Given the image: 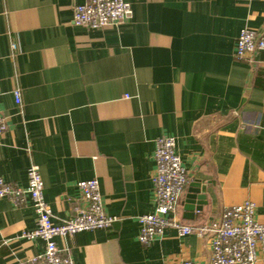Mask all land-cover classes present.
Here are the masks:
<instances>
[{
	"label": "crops",
	"instance_id": "crops-1",
	"mask_svg": "<svg viewBox=\"0 0 264 264\" xmlns=\"http://www.w3.org/2000/svg\"><path fill=\"white\" fill-rule=\"evenodd\" d=\"M86 1L0 0V177L26 187L36 165L56 224L72 216L78 183L98 180L118 220L56 239L75 264H209L195 234L168 228L144 246L138 219L155 211V141L170 136L188 175L182 224L246 201L264 224V52L234 56L242 29L264 39V0H126L131 20L99 30L73 22ZM36 226L30 202L0 200V264L44 252L23 237Z\"/></svg>",
	"mask_w": 264,
	"mask_h": 264
},
{
	"label": "built area",
	"instance_id": "built-area-1",
	"mask_svg": "<svg viewBox=\"0 0 264 264\" xmlns=\"http://www.w3.org/2000/svg\"><path fill=\"white\" fill-rule=\"evenodd\" d=\"M133 16V9L126 0H87L73 11L76 26L92 30L121 25ZM13 52L18 51L11 43ZM264 52V39L252 29L244 28L236 41L235 59L250 60ZM15 101L21 104V91H13ZM7 130L6 120L0 111V136ZM155 172L152 177L155 211L139 217L138 240L150 247L162 237L166 229H174L180 238L197 235L206 239L210 247L209 264H264V224L256 219L257 206L252 201L224 209L220 219L205 220L196 227L182 224L176 217L178 205L188 184V175L177 153L176 139L158 137L155 141ZM80 193L72 216L60 224L54 222L51 206L44 196V182L38 167L32 164L27 173V186L20 187L0 177V200L9 199L16 207L30 202L37 215L36 229L26 232L28 240L40 239L45 243L44 252L18 264H75L69 251L61 250L57 238H73L83 232L110 229L118 220L105 210L100 184L97 179L78 183ZM181 264H198L185 260Z\"/></svg>",
	"mask_w": 264,
	"mask_h": 264
}]
</instances>
